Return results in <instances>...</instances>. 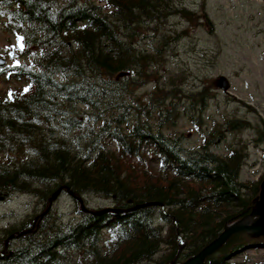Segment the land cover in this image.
Masks as SVG:
<instances>
[{"label":"trees","instance_id":"obj_1","mask_svg":"<svg viewBox=\"0 0 264 264\" xmlns=\"http://www.w3.org/2000/svg\"><path fill=\"white\" fill-rule=\"evenodd\" d=\"M175 16L198 19L174 0H0V25L17 41L0 80L20 86L0 94V197L31 196L45 212L65 186L127 210L80 211L72 223L30 216L3 229L23 235L0 245V264L182 263L256 210L264 177L242 181L246 145H213L253 126L264 151V126L222 116L207 128L215 81L185 91L186 76L162 74L180 40L168 30ZM183 117L203 137L198 148L175 132ZM263 249L264 236L236 233L204 264H264L247 255Z\"/></svg>","mask_w":264,"mask_h":264},{"label":"rangeland","instance_id":"obj_2","mask_svg":"<svg viewBox=\"0 0 264 264\" xmlns=\"http://www.w3.org/2000/svg\"><path fill=\"white\" fill-rule=\"evenodd\" d=\"M174 1L179 7H187L196 12L198 19L193 22L182 16L171 19L168 30L174 36L178 33L180 40L171 44L167 56L168 63L165 69H162V74L165 77L178 73L186 76L187 80L183 85L185 91L199 87L204 77L213 79L215 85L220 76L229 78L230 94L218 89L217 97L211 100L205 116L207 120L211 118L207 128L212 127L213 120L220 121L222 116H236L252 122L255 126H264V0ZM204 12H207L212 22L211 26L204 18ZM151 39L152 37L140 36L138 45L151 50ZM16 42L15 35L5 31L0 25V55L6 57ZM160 86H164L162 79ZM154 87L155 84H149L138 94L146 96ZM4 89L0 85V92H4ZM193 130V126L184 117L175 128V132L186 135L188 147L198 148L203 142V137ZM256 134L257 131L252 126L226 134L223 143L219 141V144L213 145V149L218 153H227L229 147L239 143L246 145L249 155L247 165L242 171L244 182L257 181L264 177V151L256 146ZM84 198L86 206L91 210L114 207L110 200L90 195ZM79 209L80 204L63 193L51 211L59 221L72 223L83 216L78 212ZM44 210L45 206L31 196L14 195L9 199L0 197V245L5 244V252L10 247L20 246L21 242L17 239L19 235H13L15 239L9 240L3 229L20 224L30 216L40 215ZM1 249L0 247V255H4ZM247 255L261 260L264 251H248ZM243 259L238 258L235 262H241Z\"/></svg>","mask_w":264,"mask_h":264},{"label":"water","instance_id":"obj_3","mask_svg":"<svg viewBox=\"0 0 264 264\" xmlns=\"http://www.w3.org/2000/svg\"><path fill=\"white\" fill-rule=\"evenodd\" d=\"M6 65V60L0 57V67ZM216 85L219 89H221L224 93L230 94L229 90L231 89V83L229 78L222 75L216 80ZM67 190V187L60 188L50 199V205L46 212L42 215H46L47 212H49L53 206L54 201L59 197L62 190ZM68 194L72 197H74L73 192L68 191ZM76 198L82 207V211L84 212H90L92 215H105L108 213H114L118 214L119 212H127V210H118L113 208H106L99 211H90L85 207L84 201L82 197H74ZM156 203H149V204H143V205H136L134 208L131 209V211H136L139 209H143L146 206L155 205ZM258 214V218L256 220H252V217L254 215ZM240 232H246L248 234H253L255 237H261L264 236V181L261 183V194H260V200L257 204L256 211L253 212L251 215L243 219L242 221H239L237 223H234L230 226H228L225 231L220 235L219 238H217L214 242L209 244L207 247H205L198 255L182 262L177 263L174 262L173 264H204L205 261L217 253L222 246L236 233Z\"/></svg>","mask_w":264,"mask_h":264},{"label":"bare ground","instance_id":"obj_4","mask_svg":"<svg viewBox=\"0 0 264 264\" xmlns=\"http://www.w3.org/2000/svg\"><path fill=\"white\" fill-rule=\"evenodd\" d=\"M98 1V0H97ZM101 3V2H100ZM104 6V5H103ZM142 33V32H141ZM179 38V37H178ZM138 41V40H137ZM194 131V130H193ZM196 133H197V131H195ZM193 135V134H192ZM197 135V134H196ZM247 165V164H246ZM242 177V176H241ZM249 182V181H248ZM260 200V199H259ZM258 214H256V215H254L253 217H252V220H256L257 218H258ZM264 250V249H263ZM4 254V253H3ZM79 257V256H78ZM234 258H236V257H234ZM233 258V259H234ZM244 258V257H243Z\"/></svg>","mask_w":264,"mask_h":264},{"label":"snow or ice","instance_id":"obj_5","mask_svg":"<svg viewBox=\"0 0 264 264\" xmlns=\"http://www.w3.org/2000/svg\"><path fill=\"white\" fill-rule=\"evenodd\" d=\"M23 38L21 37V40H22ZM21 50H23V45H21ZM27 90V89H26ZM10 95H11V93H10Z\"/></svg>","mask_w":264,"mask_h":264}]
</instances>
